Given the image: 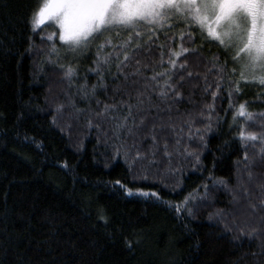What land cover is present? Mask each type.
<instances>
[{"label": "trees", "instance_id": "obj_1", "mask_svg": "<svg viewBox=\"0 0 264 264\" xmlns=\"http://www.w3.org/2000/svg\"><path fill=\"white\" fill-rule=\"evenodd\" d=\"M39 3L0 0V264H264V160L249 149L254 162L246 170L238 140L244 122L233 126L229 109L230 102L247 101L249 111L264 112V86L241 82L231 101L225 88L214 113L204 111L213 98L202 91L203 77L219 79L210 70L227 57L193 33L191 47L204 61L190 57L201 79L181 90L183 139L177 146L166 134L171 158L163 142L152 156V141L145 140L139 147L147 159L134 160L135 151L121 147L109 124L89 127L96 100L110 103L115 87L87 100L77 92L97 84L90 71L95 47L77 61V79L69 84L48 63L55 41L41 43L53 27L31 31L29 15ZM182 31L173 30L177 45ZM158 42L164 43L162 36ZM233 68L228 61L225 74ZM126 189L156 192L160 199L129 196ZM189 197L191 216L183 210Z\"/></svg>", "mask_w": 264, "mask_h": 264}, {"label": "snow or ice", "instance_id": "obj_2", "mask_svg": "<svg viewBox=\"0 0 264 264\" xmlns=\"http://www.w3.org/2000/svg\"><path fill=\"white\" fill-rule=\"evenodd\" d=\"M29 23L33 34L46 24L55 28L40 39L41 43L52 42L58 36L60 47L52 43L47 52L48 63L58 67L69 84L77 79V61L90 55L95 47L94 66L90 71L98 77L97 84L89 89L85 83L77 92L87 100L89 96L108 92L110 84L115 87L111 89L110 103L96 100L97 110L88 120L89 127L109 124L114 138L122 141L121 147L135 151L134 160L147 159L139 147L145 140L152 141L149 148L152 156L161 150L163 142L164 155L171 158L166 134L175 137L177 146L183 139L186 122L180 117L185 113H180L177 107L184 100L181 90L201 79L190 67V57L204 61L200 50L191 47L196 43L193 33H198L203 41L214 42L227 57L223 65H214L210 70L219 79L210 83L207 75L203 77L202 91L213 98V104H205L204 111L214 113V102L225 88L229 89L231 101L241 92V82L264 86V0H40L29 15ZM175 28L183 29L178 45L177 36L172 35ZM161 36L164 43L158 42ZM101 40L102 43H97ZM33 47L29 38V50ZM61 60L68 62L61 63ZM214 60L219 63L217 57ZM228 61L234 68L226 75ZM237 75L239 80L235 79ZM212 87L217 91L210 93ZM63 107L60 105L57 110ZM229 109L233 112V126L241 120L244 122L239 126L238 140L244 150L243 164L247 170L254 162L249 159V149L264 160V112L249 111L247 101L238 105L230 102ZM187 123L190 128V121ZM124 133L132 139L131 144L127 143ZM237 168H240L239 162ZM141 179L147 180L148 175ZM116 184L124 187L119 180ZM126 194L160 199L156 192L133 193L126 189ZM190 202L191 197L183 202V210L189 216L192 212L186 206ZM251 207L255 211L256 206ZM175 210L182 211L179 206ZM258 231L257 227L252 228V234Z\"/></svg>", "mask_w": 264, "mask_h": 264}, {"label": "rangeland", "instance_id": "obj_3", "mask_svg": "<svg viewBox=\"0 0 264 264\" xmlns=\"http://www.w3.org/2000/svg\"><path fill=\"white\" fill-rule=\"evenodd\" d=\"M53 29H54V31H55V28H54V27H53ZM54 41H55V43L59 44V47H60L61 42L59 41L58 36H57L56 38H54ZM250 84H253V85H255V86H259L258 84L248 83V85H250ZM259 87H260V86H259Z\"/></svg>", "mask_w": 264, "mask_h": 264}]
</instances>
